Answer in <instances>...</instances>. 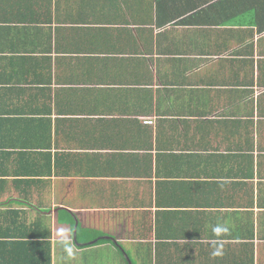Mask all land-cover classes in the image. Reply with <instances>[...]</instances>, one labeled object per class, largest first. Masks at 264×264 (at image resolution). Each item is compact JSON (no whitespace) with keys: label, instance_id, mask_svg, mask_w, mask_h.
Masks as SVG:
<instances>
[{"label":"crops","instance_id":"crops-1","mask_svg":"<svg viewBox=\"0 0 264 264\" xmlns=\"http://www.w3.org/2000/svg\"><path fill=\"white\" fill-rule=\"evenodd\" d=\"M44 244L264 264V0H0V264Z\"/></svg>","mask_w":264,"mask_h":264},{"label":"trees","instance_id":"trees-1","mask_svg":"<svg viewBox=\"0 0 264 264\" xmlns=\"http://www.w3.org/2000/svg\"><path fill=\"white\" fill-rule=\"evenodd\" d=\"M39 209V208H38ZM39 210H43L40 208ZM16 219V222L19 223L21 226H23V234L31 236V238H40V239H47L49 235V229H47L45 224V214L43 212H39L36 220H31V218L25 217L24 213H14L13 216ZM20 217H22V220H20ZM26 218V219H25ZM45 231V232H44ZM47 249L44 251H41V257L42 260L40 264H44L45 257L48 259L47 264H50V253L51 248L50 244H44ZM50 249V253L49 250Z\"/></svg>","mask_w":264,"mask_h":264},{"label":"clouds","instance_id":"clouds-1","mask_svg":"<svg viewBox=\"0 0 264 264\" xmlns=\"http://www.w3.org/2000/svg\"><path fill=\"white\" fill-rule=\"evenodd\" d=\"M211 231L217 236L219 237L221 234L227 233L228 232V228L223 226V225H216L213 226ZM212 243H217V241H213ZM212 255L215 256H219L222 255V251L219 248H216L213 250Z\"/></svg>","mask_w":264,"mask_h":264},{"label":"rangeland","instance_id":"rangeland-1","mask_svg":"<svg viewBox=\"0 0 264 264\" xmlns=\"http://www.w3.org/2000/svg\"><path fill=\"white\" fill-rule=\"evenodd\" d=\"M83 232H86V231H83V230H82L81 233H83ZM92 232H95V231H92ZM96 232L101 233V232H103V230H97ZM81 233H80V234H81ZM86 233H87V234H91V232H89V231L86 232ZM91 251H92L91 253H92V255H93V258H94V256L97 254L98 250H91ZM99 252H100V251H99ZM100 255H101V254H100Z\"/></svg>","mask_w":264,"mask_h":264},{"label":"built area","instance_id":"built-area-1","mask_svg":"<svg viewBox=\"0 0 264 264\" xmlns=\"http://www.w3.org/2000/svg\"><path fill=\"white\" fill-rule=\"evenodd\" d=\"M144 123L147 125H150V124H152V121L147 119Z\"/></svg>","mask_w":264,"mask_h":264}]
</instances>
